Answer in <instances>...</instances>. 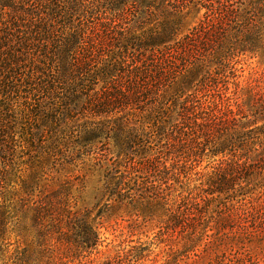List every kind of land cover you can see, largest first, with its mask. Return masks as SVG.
Segmentation results:
<instances>
[{"label": "trees", "instance_id": "1", "mask_svg": "<svg viewBox=\"0 0 264 264\" xmlns=\"http://www.w3.org/2000/svg\"><path fill=\"white\" fill-rule=\"evenodd\" d=\"M244 57L264 66V0H0V264H94L118 213L179 236L174 264L203 241L195 264H259L264 88L228 92Z\"/></svg>", "mask_w": 264, "mask_h": 264}, {"label": "rangeland", "instance_id": "2", "mask_svg": "<svg viewBox=\"0 0 264 264\" xmlns=\"http://www.w3.org/2000/svg\"><path fill=\"white\" fill-rule=\"evenodd\" d=\"M239 65L236 66L237 70V80L230 81L228 85L229 93H233L235 88L233 84H238L241 89H245L247 86L257 87L258 90L263 91L264 88V66H262L258 59H251L249 57H244L239 60ZM257 81V82H256ZM219 162V159L206 160L202 159L200 166L195 170V172L202 173L207 176L211 173L210 167H214ZM195 177L194 180H197ZM174 189H178L177 184L170 183ZM195 183L193 182L192 185ZM250 197H254L251 196ZM256 206L254 214V224L250 225V232H253L254 225H258L261 218V229H257V233L251 236L249 250H250V263L257 261L259 264H264V201H259L258 204L253 203ZM261 207H257V206ZM260 212V213H258ZM261 214V216H259ZM258 216V219L255 218ZM260 218V219H259ZM255 226V227H256ZM167 235L166 233H161L158 223L156 221H145L142 218L136 219L134 217H127L120 213L116 217L110 219L108 222L102 225L99 232L100 243L93 253L86 261H91L94 264H102L105 260L113 259L120 251H129L130 249H141L144 250V259L139 264H167L172 262L174 264V259L168 258L170 245L174 246L179 240V236ZM174 241L176 243H174ZM245 243V242H244ZM239 246V245H238ZM182 245L177 246V249H181ZM204 248V241L196 248L195 252L187 256L186 258L179 253V258L177 259V264H195L197 261L193 255L202 256ZM176 249V250H177ZM238 254L244 253V251L239 252L238 248L234 252ZM227 250L221 249L220 255L226 253ZM228 253V252H227ZM204 257V256H202ZM214 255L211 257H206L200 264H211L214 259ZM240 258L241 255H239ZM74 264H77L76 262ZM199 264V263H198Z\"/></svg>", "mask_w": 264, "mask_h": 264}]
</instances>
